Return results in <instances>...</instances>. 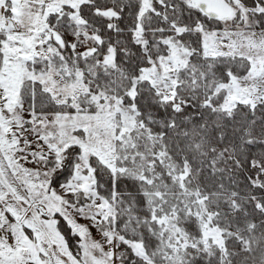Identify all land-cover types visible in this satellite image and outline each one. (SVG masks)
Returning a JSON list of instances; mask_svg holds the SVG:
<instances>
[{
  "label": "snow or ice",
  "instance_id": "6c2138e0",
  "mask_svg": "<svg viewBox=\"0 0 264 264\" xmlns=\"http://www.w3.org/2000/svg\"><path fill=\"white\" fill-rule=\"evenodd\" d=\"M0 264H264V0H0Z\"/></svg>",
  "mask_w": 264,
  "mask_h": 264
}]
</instances>
